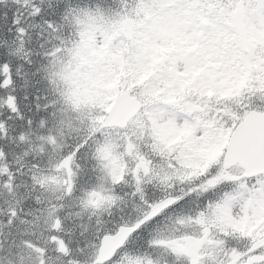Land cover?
Returning <instances> with one entry per match:
<instances>
[{"label": "snow or ice", "instance_id": "1", "mask_svg": "<svg viewBox=\"0 0 264 264\" xmlns=\"http://www.w3.org/2000/svg\"><path fill=\"white\" fill-rule=\"evenodd\" d=\"M75 2L0 0V264H264V76L229 89L217 43L224 71L149 85V134H60L41 58Z\"/></svg>", "mask_w": 264, "mask_h": 264}, {"label": "trees", "instance_id": "2", "mask_svg": "<svg viewBox=\"0 0 264 264\" xmlns=\"http://www.w3.org/2000/svg\"><path fill=\"white\" fill-rule=\"evenodd\" d=\"M154 0H76L74 7L68 10L59 25L51 24V37L46 38L45 50L41 58L40 72L47 86L55 96L53 103L57 105V131L67 133L68 126L81 128L95 127L103 104H98L88 113L86 106L76 101L77 88L69 84L65 74H69L70 49L77 43L101 34L105 43H115L122 36L119 32L126 16H130L144 35L153 32L152 17L143 13ZM231 0H191L192 6L205 5L208 18L213 21L214 45L223 43L232 51V43L236 40V31L229 17ZM252 2V0H249ZM91 42V41H90ZM137 43V42H136ZM135 43V44H136ZM135 44L125 39L122 46L128 55V61L118 70L115 83L111 89V98L119 89H138L150 84L155 67L152 63L141 64L136 60ZM222 55V53H221ZM242 68L246 69L245 66ZM71 91V92H70ZM75 92V93H74ZM100 113V114H99ZM99 114V115H98ZM93 129V128H91ZM94 130V129H93ZM56 133H51L55 136ZM149 134V133H147Z\"/></svg>", "mask_w": 264, "mask_h": 264}, {"label": "rangeland", "instance_id": "3", "mask_svg": "<svg viewBox=\"0 0 264 264\" xmlns=\"http://www.w3.org/2000/svg\"><path fill=\"white\" fill-rule=\"evenodd\" d=\"M172 4L176 5V0H173ZM241 18L242 19L239 22V33L241 35L243 48L246 47V44H252L254 47V43H259L264 36V20H261L259 15L254 17L251 22L250 19H248V25L250 27V30H248L245 28L243 23L244 15ZM189 19L187 5L183 2H178L175 15L171 19L166 20L165 24L160 27L162 36L158 39L157 43L162 44L160 40L166 36H181L183 39H186L188 36H193L194 39H202L203 28L193 27L189 23ZM154 42L155 38H153L151 44L153 45ZM149 48L150 47H148L146 50ZM199 57L200 56L196 55H183L179 64V70L181 72H176L173 70L174 80H179L183 84V81L186 80L192 72H195L197 77L208 74L212 68L200 71L202 66L198 65ZM162 81H164V79Z\"/></svg>", "mask_w": 264, "mask_h": 264}, {"label": "bare ground", "instance_id": "4", "mask_svg": "<svg viewBox=\"0 0 264 264\" xmlns=\"http://www.w3.org/2000/svg\"><path fill=\"white\" fill-rule=\"evenodd\" d=\"M49 37H51V35L49 36ZM49 37H47V38H49ZM58 119H61L60 117H58ZM51 135V134H50Z\"/></svg>", "mask_w": 264, "mask_h": 264}]
</instances>
